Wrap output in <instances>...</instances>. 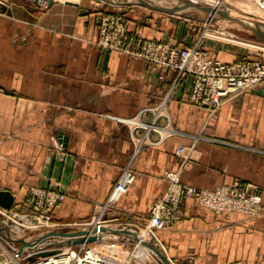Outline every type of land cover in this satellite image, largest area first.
Instances as JSON below:
<instances>
[{"label": "crops", "instance_id": "crops-1", "mask_svg": "<svg viewBox=\"0 0 264 264\" xmlns=\"http://www.w3.org/2000/svg\"><path fill=\"white\" fill-rule=\"evenodd\" d=\"M5 9L0 11V188L12 192V206L23 205L30 186H60L67 194L52 218H89L95 203L109 197L133 152L128 125L106 113L130 117L166 98L175 127L215 138L195 143L194 156L180 170L182 181L203 188L248 181L263 204L257 216H247L216 212L187 198L182 218L157 230L169 257L176 264H264V86L228 98L209 118L205 107L190 100V74L178 76L172 67L97 43L98 17L114 7L67 2L40 7L10 0ZM163 9L125 7L130 30L188 43L183 37L189 28ZM141 116L150 120L152 112ZM180 143L191 144L192 137L173 134L138 152L135 179L111 215L134 219L149 212L166 188L164 171L180 167Z\"/></svg>", "mask_w": 264, "mask_h": 264}, {"label": "built area", "instance_id": "built-area-1", "mask_svg": "<svg viewBox=\"0 0 264 264\" xmlns=\"http://www.w3.org/2000/svg\"><path fill=\"white\" fill-rule=\"evenodd\" d=\"M251 1L264 9V0ZM211 2L217 4L219 0H211ZM99 42L108 48L150 61L156 66L175 67L179 69V74L190 73L192 75L191 101L211 111H214L230 96L256 83H264V60L245 56L238 60L227 61L209 56L207 50L197 44L180 46L176 42L141 38L131 33L123 16L119 13L107 14L103 17ZM163 106L164 103L155 107L146 106L130 117L106 115L129 125L135 153H137L144 144L159 143L166 136L178 131L170 124L168 115L167 124L163 125L155 121L157 117L164 114ZM143 111L154 113L153 120L143 119L141 116ZM143 128L146 130L143 131ZM151 130L160 133L158 139L149 136ZM59 147L63 148L62 143ZM179 152L187 155L184 144L179 147ZM130 165L127 163L124 166L110 200L118 199L133 181L135 174ZM165 177L168 182L167 190L153 204L150 219L152 227L170 226L177 221L182 215V202L189 196H196L201 204L213 207L218 212L235 210L254 216L262 209V197L258 192L251 190L250 183L235 180L218 185L213 189H206L181 182L178 170H167ZM63 197L61 191L44 186H33L27 199L31 211L19 213L13 209L11 214L15 221L24 225L26 223L24 221H27L30 226L49 225L52 208ZM0 211L6 213L9 210L0 207ZM92 221L93 227L102 225L100 217H94ZM19 259L20 254L17 248L9 249L1 245L0 264H23ZM110 261L120 263L117 257L111 254L87 248L82 252L81 250L61 249L56 254L38 256L29 264H108Z\"/></svg>", "mask_w": 264, "mask_h": 264}, {"label": "rangeland", "instance_id": "rangeland-1", "mask_svg": "<svg viewBox=\"0 0 264 264\" xmlns=\"http://www.w3.org/2000/svg\"><path fill=\"white\" fill-rule=\"evenodd\" d=\"M9 1L10 0H0V11L6 10L5 8H7V3H9ZM20 1H28L29 3H33V4L35 3L36 5L40 7H49L50 5L56 2L77 3V4L84 5L85 7H88V8L94 7V6L99 7V5H106V4H108L111 7H114L115 10L104 12L100 14L98 17L100 34L97 39V43L103 47H106V46L100 44L99 39L101 37L102 19L105 15L112 14V13L121 14L123 16V20L126 22L129 28L128 21L125 15L126 11L124 10L125 7L129 10L139 5L147 8V10L164 8L163 10L171 12V17H174L175 19H178L179 21H183V23L185 24V27L189 28L188 29L189 31L185 33L183 37L188 41V43L184 45L197 44L199 47L207 50L209 56L213 58L227 60V61L238 60L245 56L260 59L261 61L264 60V30L257 28V25L258 26L259 24L262 25V23L260 22V20H258L259 23L258 21L253 20L251 22L256 21L255 23L257 25H253L252 23L249 25L248 22H245L241 19H238L236 17H233V18L230 17L229 12L231 13V10H232L231 8L232 3L230 0H219V3L217 4L212 3L211 0H142V1L141 0H52V1L51 0H20ZM169 5H171V9H169L170 8ZM225 13L227 17H230V19L227 22L219 21V19L224 18ZM215 30H218V31L226 30L225 32H227L229 36L233 34L232 35L233 37H237L239 39L247 40V41H254L258 45L255 47H252L245 43H238V42H235L227 38H221L214 34H210V32L214 33ZM131 33H134V32L131 31ZM134 34L141 38H145L136 33ZM183 38L181 37V40H183ZM146 39L171 41V42H176L178 45H180L176 41L180 39H173V38H171V40L156 39V38H146ZM108 49H111V48H108ZM172 68L178 71V76L190 74V73L179 74V69L175 67H172ZM256 85L264 86V83L263 82L256 83L248 89H251ZM161 103H164V106L162 108V111L164 114L163 115L161 114L160 117L164 116L166 117V119H168L167 118V115H168L170 118L169 120L170 124L174 126L171 123L170 114L165 106L166 98H164L159 103L152 105V106L155 107ZM218 108L219 107H217L214 111H211L208 108H206L209 118L214 116ZM153 118H154V113L152 114V118L147 121H152ZM158 118L159 117L155 119L156 122L163 124V125L167 124L168 120L166 122H160L158 121ZM175 128L178 129V131L175 133H172L171 135L173 134H184L185 135L186 134L192 137L191 144L180 143L177 146V149H176L177 154L180 155V157L182 158L180 167L178 169H167V170H178L180 180L181 182H183L181 179L180 170L182 167L186 166V164L189 163V159H191L194 156L193 151L196 149L195 143L200 139L214 140L215 138L205 135L202 131L190 133L187 131H183L177 127ZM145 130L146 128H143V131ZM129 131H130V127H129ZM153 131L157 133L158 137L156 139H158L160 136V133H158L155 130H151L149 133V136L151 137L150 134ZM130 138L133 143V152H132V156L130 157L127 163L131 164L130 167L133 170L134 174L136 175L135 169L133 168V165H132L133 160L135 156L138 154V152L144 146L148 144H144L141 147V149L137 153H135V145H134V141L131 136V131H130ZM219 141L225 142L224 140L223 141L219 140ZM183 144L186 146V149H187V153L185 152V154H187L186 156L179 152V147ZM167 170H165L163 174V177L166 180V182H167V179L165 177V173ZM135 175H134V179H135ZM235 180L250 183L252 185L251 190L258 192L257 190H254L255 185L253 183L240 180V179H235ZM235 180H232L229 182H223L221 184L231 183ZM131 183L129 184V186L131 185ZM185 184H188V183H185ZM221 184H218V185H221ZM167 185H168V182H167ZM167 185H166L165 190L154 199L149 212L147 214L134 217V219H131L130 217L125 216V215L121 216V215H116V214L115 215L110 214L111 208L114 207L115 203L118 201L121 195L128 190L127 189L125 192H123L119 196L118 199L110 200V196H111L110 194L109 197L105 199L104 201H98L97 203H95L94 210L89 218L83 219V220L73 219V220H66V221L65 220L57 221L52 218V212L54 208L60 206L65 200L66 194H67L66 190L61 188L60 186L55 187V188L48 187L52 190L61 191L64 197L52 208L51 217L49 220L51 224L49 225L45 224V225H40V226H33V225L30 226L28 225L27 221H24V223L26 222L25 225L21 224L20 222L15 221L13 215L11 214L13 209L17 210V212L19 213H25V212L31 211L30 205L27 202L30 189L31 187H33V186H30L27 191V194L25 196L24 203L22 206L18 205V206H12L10 208H7L0 204V207H3L9 210L6 213H3L0 211V241H1L0 248H1V245H5L9 249L17 248L20 254L19 260L23 264H29L30 262L34 261L35 258H38V256L56 254V252L61 251V249H65V250L74 249L77 251L81 250L82 252L86 250L87 248H92V249H95L101 252H105L107 254H111L117 257V259L119 260L121 264H165L166 262L161 258V256L149 244H147V242H150L153 245H155L159 250L163 251L162 253H164V255H166L173 264H176L169 257L166 251L165 245L161 242V240L159 239L157 235V230L161 228L171 227L178 220L182 218V216L184 215V203L187 198H194L200 205H203V204L199 202L196 196L186 197L184 198L182 202V215L177 221L172 223L170 226L169 225L163 226V227L150 226L151 211H152L153 204L162 194L165 193V191L167 190ZM189 185H193V184H189ZM194 186H197V185H194ZM199 188H203V187H199ZM206 189H213V188H206ZM204 206L210 207L208 205H204ZM262 207H263V204H262ZM210 208L216 211L213 207H210ZM233 211L235 210H232L230 212H224V211H221V212L228 214ZM236 212H240V211H236ZM240 213L247 215L244 212H240ZM257 215H254V216H257ZM247 216H251V215H247ZM94 217H100V219L102 220V225L99 228H97L96 226L93 227L92 220ZM75 229H83L86 232L81 233V234H76V235H70V236L52 233V231H68V230H75ZM108 229H120V230L127 231V232L120 233V232L110 231ZM28 242H32V243L29 244ZM52 248L55 250L54 252L49 253V254L42 255V254H39L38 252L40 250H46V249H52ZM120 263L116 261H110L108 264H120Z\"/></svg>", "mask_w": 264, "mask_h": 264}, {"label": "bare ground", "instance_id": "bare-ground-1", "mask_svg": "<svg viewBox=\"0 0 264 264\" xmlns=\"http://www.w3.org/2000/svg\"><path fill=\"white\" fill-rule=\"evenodd\" d=\"M230 1L232 3V5H231V8H232L231 13L229 12L230 17H232V18L236 17L238 19H241V20H243L245 22H248L249 25L251 23L253 25H257L255 22L260 20L262 25L261 24H259V26L257 25V28H259L261 30H264V26H263L264 25V9L259 7L255 2H253L251 0H230ZM227 15H228V13H227ZM230 17H227L226 13H225L224 18L219 19V21H226L227 22L230 19ZM253 20H256V21L255 22H251ZM258 23H259V21H258ZM218 30H215L214 33L210 32V34H214V35L219 36L221 38H227V39L233 40V41L238 42V43H245V44H247L249 46H252V47H255V46L258 45L254 41H247V40L239 39L237 37H233L232 36L233 34L229 36L228 33L225 32L226 30H220V31H218ZM143 237H145V236H143ZM140 238H141V236H140ZM139 239H138V241H139Z\"/></svg>", "mask_w": 264, "mask_h": 264}, {"label": "water", "instance_id": "water-1", "mask_svg": "<svg viewBox=\"0 0 264 264\" xmlns=\"http://www.w3.org/2000/svg\"><path fill=\"white\" fill-rule=\"evenodd\" d=\"M142 1V0H141ZM14 203V196L12 194V192L8 189H1L0 188V204L10 208L12 207ZM99 228V226L97 227ZM107 229V228H106ZM110 231H115V232H120V233H125L127 231H123L120 229H108ZM86 231L83 229H75V230H68V231H52V233L55 234H63V235H76V234H81V233H85ZM29 244H31L32 242H28ZM147 244H149L160 256L161 258L166 262V264H173L166 255H164V253H162L161 250H159L155 245H153L150 242H147ZM55 249H46V250H40L38 251L39 254L45 255V254H49L54 252Z\"/></svg>", "mask_w": 264, "mask_h": 264}]
</instances>
